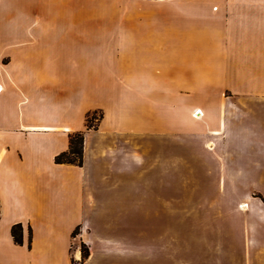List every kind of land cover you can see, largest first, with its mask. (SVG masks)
Instances as JSON below:
<instances>
[{"label": "crops", "instance_id": "0c3cea01", "mask_svg": "<svg viewBox=\"0 0 264 264\" xmlns=\"http://www.w3.org/2000/svg\"><path fill=\"white\" fill-rule=\"evenodd\" d=\"M77 132L83 164L56 163ZM200 172L264 175V0H0V264H34L38 223L69 225L84 264H136L133 224L182 223ZM251 208L224 264H264Z\"/></svg>", "mask_w": 264, "mask_h": 264}, {"label": "rangeland", "instance_id": "374dc122", "mask_svg": "<svg viewBox=\"0 0 264 264\" xmlns=\"http://www.w3.org/2000/svg\"><path fill=\"white\" fill-rule=\"evenodd\" d=\"M94 114L96 119L91 118L89 123L91 128L97 126L102 116V113H91V115ZM167 146L169 150L173 148L174 144ZM210 146L213 147L212 144ZM202 147L208 148L207 144H203ZM206 149L203 156H199V169L211 167L209 163L212 161L209 160ZM171 162L174 164L177 159L172 157ZM183 162L189 168L195 167L189 161L184 160ZM188 178H193L194 181L184 182L181 191L182 223L133 224L135 241L146 244L147 236L145 234L148 233L150 250H152L150 255L136 254V264H144L149 261L150 264H224V259L229 263L234 262L233 255H229V253L236 247L234 241H238L239 223L244 224L252 218V201L258 200L264 206V191L255 187L249 180L256 179L258 184L264 186V175L231 177L232 184L229 189H227L229 187V177H227L225 190L221 176L212 177L201 173L199 176H189ZM234 179H237L236 183ZM245 179L248 180L247 183L244 182ZM238 187L241 190H238ZM37 226L43 232H39V239L35 250H33L34 264H68L71 253L72 264L86 262L88 258L84 259L85 243L79 244L77 249L75 246H72L71 249L68 244L66 230L69 225L54 224L50 225L48 230L44 224L38 223ZM117 228L118 225H109L108 230H110L111 236L117 231ZM142 229L145 234L141 232ZM48 245L49 248H47ZM31 247L32 237L29 241V248ZM87 248L89 249L88 246ZM78 249L82 254L80 258H75L74 251ZM235 260L238 264V256H235Z\"/></svg>", "mask_w": 264, "mask_h": 264}, {"label": "trees", "instance_id": "16d2710c", "mask_svg": "<svg viewBox=\"0 0 264 264\" xmlns=\"http://www.w3.org/2000/svg\"><path fill=\"white\" fill-rule=\"evenodd\" d=\"M102 117V116H101ZM91 118H95L94 115H89L87 118L88 128H91L89 125ZM99 120V119H98ZM57 163H68L82 165L84 161V133L77 132L71 135L70 137V148L67 151H64L58 154L55 158ZM79 233V228L73 233L75 237ZM12 235L16 243L23 244V226L18 223L12 227ZM84 259H87L90 256V251L87 248V245L84 244Z\"/></svg>", "mask_w": 264, "mask_h": 264}, {"label": "bare ground", "instance_id": "6f19581e", "mask_svg": "<svg viewBox=\"0 0 264 264\" xmlns=\"http://www.w3.org/2000/svg\"><path fill=\"white\" fill-rule=\"evenodd\" d=\"M197 116L200 117V116H201V112H198V113H197Z\"/></svg>", "mask_w": 264, "mask_h": 264}]
</instances>
